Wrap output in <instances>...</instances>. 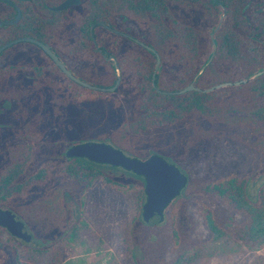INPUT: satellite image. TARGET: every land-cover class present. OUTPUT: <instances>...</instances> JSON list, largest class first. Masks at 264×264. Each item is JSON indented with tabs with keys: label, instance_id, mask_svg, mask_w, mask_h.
Returning a JSON list of instances; mask_svg holds the SVG:
<instances>
[{
	"label": "trees",
	"instance_id": "obj_1",
	"mask_svg": "<svg viewBox=\"0 0 264 264\" xmlns=\"http://www.w3.org/2000/svg\"><path fill=\"white\" fill-rule=\"evenodd\" d=\"M62 1L0 0V21L14 17L16 6L21 12L16 24L0 26V46L23 37L40 40L74 75L102 87L113 85L116 79L111 60H107L112 56L121 71V81L113 93L89 90L66 78L31 43L22 42L5 49L0 54V107L9 102L11 110L17 108L27 113L16 135L23 134L27 141L43 140V132L54 117L46 120L50 109L41 111L48 109L53 97L67 100L64 105L94 107L98 113L93 124L104 123L122 130L126 137H133L174 130L183 122L223 112L221 102L231 96L249 114V120L260 124L262 134L257 139L253 137L255 142L248 147L240 146L248 151L247 166L209 182L204 187V200L193 199L202 234L182 250L178 196L169 204L165 220L170 230V251L175 255L167 264H192L200 258L202 246L222 238L251 251L264 247V184L255 198L249 196L247 188L250 177L264 166V74L245 84L209 93L162 95L151 82L154 55L130 39L96 25L104 22L158 53L161 63L154 84L160 90L175 91L188 85L213 53L211 62L194 82L195 86L206 88L220 81L245 79L264 69V12H257L264 6V0H80L78 5L64 10L50 9ZM230 89L234 93L230 94ZM3 121L0 115V122ZM246 124L251 125L249 121ZM35 128L37 132H33ZM10 150L7 154L0 153L5 157L0 160V205L20 206L45 193L57 199L76 188L81 209L85 188L101 179L121 193L136 190L137 213L141 211L145 197L141 176L127 171L140 182L126 183L104 175L97 168L101 164L67 157L47 159L30 171L34 149L28 144H16ZM27 171L30 174L25 176ZM213 202L228 212L226 221L217 218ZM88 227L81 217L67 230L56 224L52 231H47V236L56 240L33 249L0 227L3 246L0 254L5 255L3 248L7 249L15 264H20L24 251L51 255L54 264H69L65 248L85 244L80 232ZM132 251L131 242L129 252L134 260Z\"/></svg>",
	"mask_w": 264,
	"mask_h": 264
},
{
	"label": "rangeland",
	"instance_id": "obj_2",
	"mask_svg": "<svg viewBox=\"0 0 264 264\" xmlns=\"http://www.w3.org/2000/svg\"><path fill=\"white\" fill-rule=\"evenodd\" d=\"M119 72L121 76L120 69ZM215 76L218 78L219 74L216 73ZM226 81L230 80L216 84ZM229 93L234 91L230 89ZM50 101L52 104L48 109L41 112L50 109L46 120L54 117L55 122L49 121L50 127L44 130L43 140L36 142L24 140L23 134L15 133L24 125L23 120L27 116L24 110L17 108L11 110L9 102H5L0 107V115L5 120L0 122V153H6L8 148L12 150L16 144L30 145L35 151L34 164L30 171L47 159L66 157L65 152L71 145L86 142L108 144L123 154L140 160L152 155L162 158L174 165L187 179L184 190L182 189L178 195V202L181 205L178 219V227L182 235L181 250L187 248L202 234L201 220L193 209V199L204 200L206 196L204 187L209 182L247 166L248 151L246 148L241 149L240 146L248 147L253 143V137L259 138L263 131L259 123L249 120V114L238 107L236 99L231 96L221 102L224 109L220 108L223 112L204 119L183 122L174 130L163 129L152 135L131 136L132 138L130 132L127 134L129 137H126V133H121L122 130L117 131L110 125L93 124V119L98 113L94 107L64 105L67 100L55 97ZM242 119H245V122ZM248 121L251 125L247 126ZM37 130L35 128L33 132ZM17 136L21 138L20 141L17 140L20 139ZM1 158L5 157L0 156V160ZM97 168L104 175L119 181L140 182L120 167L113 169L110 165L101 164ZM30 171H27L25 176H28ZM262 184H264V166L255 172L247 183L251 198L256 197L258 188ZM76 191L78 192V189L75 188L70 193L62 194L63 196L59 191L60 195L57 199L45 193L40 198H29L20 206L0 205V208L9 209L24 223L31 239L29 241L16 239L26 244L29 249L56 240L52 236H47V231H52L56 224H62L67 230L74 225L78 217H81L89 226L80 232L81 239L86 243L65 248L64 253L69 264H167L175 255L170 251V230L165 220L168 207L164 210L161 220L154 218L145 222L141 211L137 213L136 190L121 193L105 185L101 179H97L85 188L81 209L78 203L80 196L75 194ZM144 201L145 197L143 203ZM213 204L217 218L226 221L228 212L218 203L213 202ZM131 242L134 260L129 252ZM2 247L0 243V248ZM87 247H91L89 251ZM230 249L235 252L231 253ZM3 250L6 254H0L2 261L0 264L6 262L15 264L13 254L5 248ZM199 255L200 258L192 264H264V247L251 251L235 245L227 238L202 246ZM19 261L20 264H54L51 255L31 254L27 251L21 253Z\"/></svg>",
	"mask_w": 264,
	"mask_h": 264
},
{
	"label": "water",
	"instance_id": "obj_3",
	"mask_svg": "<svg viewBox=\"0 0 264 264\" xmlns=\"http://www.w3.org/2000/svg\"><path fill=\"white\" fill-rule=\"evenodd\" d=\"M79 3L80 0H63L58 5L50 7V9L53 11H60L67 9L72 5H78ZM257 11L263 12L264 6L259 8ZM20 18L21 12L19 7L16 6L15 16L7 20L0 21V26L14 25L20 20ZM96 25L104 27L105 29L113 33L122 35L130 39L131 41L143 47L154 55L155 64L151 82L155 90L162 95H181L191 90L208 93L219 88L245 84L248 82V80L256 79L260 75L264 74V69H262L255 72L248 79L226 81L213 85L209 88H199L194 84L195 79L211 62L213 57L212 53L208 61L199 69V71L195 75V78L188 85L175 91L160 90L156 88L154 84L155 74L157 73V70L161 63L158 53L150 46L139 41L137 38H134L127 33L115 30L109 27L104 22H97ZM22 42L31 43L40 48L41 51L52 61V63L63 73L66 78L79 85L80 87L102 93H113L117 89L121 81L117 63L115 60H112L111 56H109L107 59L112 60V65L116 71V79L111 86H97L75 76L72 71L65 66L63 61L53 51L50 50L49 46L46 43L30 37L17 38L4 43L0 46V54L5 49ZM65 156L67 158H85L97 164H106L112 167H120L126 171L132 172L137 176H141L143 178V190L145 195V201L141 207V216L145 222H149L154 218L156 220H161L163 218L164 210L168 207L171 201L180 194L187 183L186 177L174 165L166 162L156 155H152L144 160H140L137 158L129 157L123 154L120 150L114 149L110 145L104 143L86 142L82 144H74L67 148ZM0 227L4 228L11 236L17 239H23L25 241H29L31 239V235L28 233L24 223H22V221L19 220L17 216L9 209L0 208Z\"/></svg>",
	"mask_w": 264,
	"mask_h": 264
}]
</instances>
